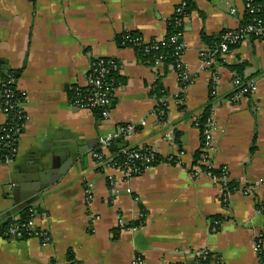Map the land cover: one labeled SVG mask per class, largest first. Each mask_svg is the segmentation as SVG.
<instances>
[{
	"label": "crops",
	"instance_id": "crops-1",
	"mask_svg": "<svg viewBox=\"0 0 264 264\" xmlns=\"http://www.w3.org/2000/svg\"><path fill=\"white\" fill-rule=\"evenodd\" d=\"M189 1L179 59L191 82L183 89L173 66L163 72L162 63L147 64L115 42L126 31L140 33L145 42L165 38L183 0H0V127L5 121L1 82L9 72L18 74L15 86L24 95L26 114L14 160L6 165L0 157V264H191L196 250L208 251L221 264H259L264 39L248 38L217 60L201 33L216 37L238 29L245 0ZM98 58L118 63L119 85L108 120L70 99ZM233 64L244 65L242 76L247 85L257 83L256 92H240ZM160 76L168 92L164 122L149 95ZM210 93L211 142L201 161L222 168L225 180L237 183L233 190L193 164L200 148L195 120ZM123 123L139 125L128 138L123 135V145L148 148L162 158L176 156V163H155L128 181L118 170L99 165L91 153L99 149L100 138ZM174 131L180 132L182 151L173 142ZM64 153L72 160L66 172L29 205L39 211L36 225L48 242L4 235L14 189L25 181L24 166L60 165ZM102 153L106 160L114 155L108 149ZM120 220L135 230L120 228Z\"/></svg>",
	"mask_w": 264,
	"mask_h": 264
},
{
	"label": "built area",
	"instance_id": "built-area-1",
	"mask_svg": "<svg viewBox=\"0 0 264 264\" xmlns=\"http://www.w3.org/2000/svg\"><path fill=\"white\" fill-rule=\"evenodd\" d=\"M187 5V0H183L181 4L175 9V12L171 19H174L175 24L177 26H183V22L186 16L183 15V10ZM245 8L248 10L249 13H254V8L250 4V0H245ZM234 12V10H231ZM255 22H247L242 27H239L235 30H227L225 31L222 36L219 44L217 45V52L220 56H226L231 52V45L240 44L244 40L248 39L250 35L257 39H264V22L262 20L257 19L254 20ZM182 36V31L177 32L170 37H166L160 40H155L161 46L166 44H177L178 48L182 44L178 43V39ZM180 55V54H179ZM95 64H90L89 70L91 73H87L85 79L77 85V87L73 88L76 91L77 99L72 102V105L78 108H83L87 110H91L92 108H99L100 116L103 120L109 119L110 109L112 105V96L115 94L116 87L113 83L106 80V76L108 75L110 65L113 62L107 58H98L95 59ZM158 63V61H157ZM94 65V66H93ZM93 71V72H92ZM16 76L12 72L7 73L4 76V79L1 82V111L5 116V121L3 122L2 126L0 127V150L4 149L5 154L2 157L1 161L3 164L11 163L17 151V142L18 138L23 130V125L26 120V114L23 108L24 99L19 100L16 95L19 93L15 86ZM234 83L239 86V79L235 77ZM243 85V84H241ZM81 88H86L85 93L80 91ZM257 91V83L251 82L246 87H242L241 93H254ZM134 123L129 124L126 128H122L120 126L117 127V130L111 133H108L106 136H103L99 139V149L91 153V157L99 164L106 167H111L109 160H104L103 151L108 149L109 144L117 138L121 133H124L125 138H128L134 132ZM211 124H208V128L205 130L206 140H207V147L208 148L211 142ZM170 138V135H166ZM143 149H138L133 152H127V160L123 163L125 166L124 170H118L121 172L122 180L128 181L130 178L137 176L138 168L132 164L134 160L141 159L142 162H151L153 157L151 152L149 155L141 154L139 151ZM154 153V152H153ZM115 169V168H114ZM213 179L219 180V178L212 176L210 173H207ZM225 179V176L222 177ZM221 178V179H222ZM112 181V179H111ZM115 184V183H114ZM116 187L113 188L112 191H115ZM128 191L130 189H127ZM28 228L31 236H35L41 240L43 244L48 242L47 233L39 228L36 225V215L32 216L30 220L24 225ZM120 228H127L129 230H135L134 227H126L125 223L120 220L119 221ZM4 235L13 236V237H20L22 233L19 231L18 227L15 225L10 226L6 231H4ZM257 248L260 246V240L256 242ZM207 251L205 250H196L192 252V263H195L196 259L199 257H204V254ZM261 263V260L259 262Z\"/></svg>",
	"mask_w": 264,
	"mask_h": 264
},
{
	"label": "trees",
	"instance_id": "trees-1",
	"mask_svg": "<svg viewBox=\"0 0 264 264\" xmlns=\"http://www.w3.org/2000/svg\"><path fill=\"white\" fill-rule=\"evenodd\" d=\"M250 4L254 8V13H249L248 10L245 8V19L244 22L241 24L240 27H242L247 22H255L254 20L260 19L262 22H264V0H250ZM192 9V5H190V1L187 0V5L185 6L183 10V15L188 16ZM184 26H177L175 24L174 19H170L168 21L167 26V34L166 37H170L171 35L176 34L179 31L183 32ZM224 33V32H223ZM222 33V34H223ZM208 36L205 33H201V40L209 45L210 50L213 54V57H216L217 60H222L220 58L219 53L217 50V45L219 44L221 40V36ZM249 38H254L252 35H250ZM156 39H151L150 41L145 42L140 35V33L135 31H126L121 34H118L116 36V44L120 47H129L132 48L136 55L139 57V59L147 64H157V61L163 64L164 71H166L167 67L169 65L173 66L177 74L179 75V85L181 88L185 89L188 84L191 82V78L187 79L184 76V69L181 65L179 54L181 53V46L178 48L177 44H166L164 46H161L158 44ZM238 44L231 45L230 48L233 49ZM113 62L112 65H110V70L108 72V75L106 76V80L113 83L115 87L119 85L118 81V63L115 59L107 58ZM95 64V60L91 61V64ZM94 66V65H93ZM231 70L235 73V77L239 79L240 85L242 87L247 86V82L242 76V71L244 68L243 64H233L230 65ZM93 72V71H92ZM91 73V70L88 71V74ZM15 76L18 77V74ZM80 91L82 93H85L86 88H81ZM236 91V90H235ZM149 95L151 98L156 100V105L154 108V111L159 119V121L164 122L166 114L168 112L167 103L165 101V98L168 95V92L166 91L163 83H162V76L159 77L157 81L152 85L151 90L149 92ZM115 94L112 96V102L114 100ZM16 97L19 100H22L24 98V95L21 93H18ZM179 97H184V92H181L179 94ZM71 102L75 101L77 99L76 91L72 90L71 93ZM212 101H213V95L210 93V98L207 104L202 109V112L198 118L195 120V125L199 130V136H200V148L194 152L193 154V164L199 166L201 170L204 172L210 173L211 175L219 178V182L222 183L224 186L228 187L229 190H233L237 183L234 181L225 180L224 177L226 174L222 170V168H213L211 166H207L202 164L203 161H201L202 156L204 155V150L207 147V140H206V134L205 130L208 128V124L212 121ZM112 106V105H111ZM181 109H184L183 105H180ZM91 111L98 116H100V109L99 108H92ZM131 123H123L120 124V127L126 128ZM139 127L136 124L134 125V130H136ZM124 133H121L117 138H115L108 146V150L111 151L114 155L111 157V164L115 169L124 170L125 166L123 163L127 160L126 153L127 152H133L135 150H138V148H129L125 145H123V136ZM173 142L178 145L179 151L181 150V141H180V132L174 131L173 132ZM141 154L149 155V152H151L148 148H144V150L139 151ZM5 150H0V157H2L5 154ZM151 155L153 157V160L148 163L142 162L141 159L134 160L132 164H134L138 168V174L140 175L147 167L154 165L155 163L166 161L170 163H176L177 159L176 156L170 155L169 157L162 158L158 154L151 152ZM105 160V157H103ZM103 166V165H102ZM102 166L97 168V170H101ZM222 178V179H221ZM39 213V211L36 208H32L31 206H26L24 208L19 209L17 212L13 213V215H9L5 223L3 225V230L6 231L10 226L15 225L18 227L19 231L22 233V235L19 237L21 239L29 238L31 233L29 232L28 228L25 227L26 223L30 220V218L34 215ZM261 263L264 264V253H261ZM193 264H221L220 260L217 257H212V254L208 251L204 254V257H199L196 259L195 263Z\"/></svg>",
	"mask_w": 264,
	"mask_h": 264
},
{
	"label": "water",
	"instance_id": "water-1",
	"mask_svg": "<svg viewBox=\"0 0 264 264\" xmlns=\"http://www.w3.org/2000/svg\"><path fill=\"white\" fill-rule=\"evenodd\" d=\"M178 43H182V38L178 39ZM64 153V161L60 165L54 162H29L23 168V177L25 179L22 184L14 189V206L11 209L12 213L19 209L29 206L33 200L39 198L41 191L49 188L66 172L72 160L66 157Z\"/></svg>",
	"mask_w": 264,
	"mask_h": 264
}]
</instances>
